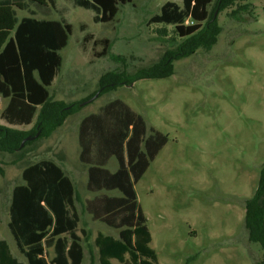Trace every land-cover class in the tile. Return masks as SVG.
Wrapping results in <instances>:
<instances>
[{
    "label": "rangeland",
    "instance_id": "obj_1",
    "mask_svg": "<svg viewBox=\"0 0 264 264\" xmlns=\"http://www.w3.org/2000/svg\"><path fill=\"white\" fill-rule=\"evenodd\" d=\"M56 1L72 34L49 88L54 102L87 99L99 90L103 76L152 67L182 42L175 27L151 24V19L167 2L182 6L183 0H133L106 24H96L94 12L75 7L72 0ZM238 6L248 7L233 14ZM214 9L215 4L210 12ZM17 14L20 20L61 19L58 11L50 17L21 10ZM216 18L222 28L218 44L176 61L172 77L121 86L70 116L51 138L14 154L0 152L5 172L0 176V240L8 241L16 255L24 258L8 224L13 190L24 183L23 170L42 160L69 161L78 194L79 234L83 237L84 229L90 235L83 243V264H100L94 245L97 234L118 237L119 232L94 222L85 211L94 195L87 190L86 166L77 162L74 138L84 116L122 100L168 138L135 187L159 264H262L264 248L249 240L245 205L258 189L264 163V0L237 1ZM103 40L111 42V55L125 64L110 55L98 56L103 45L96 42ZM7 104L0 98V126L9 127L2 120ZM36 120L14 129L31 131ZM117 168L113 159L108 169Z\"/></svg>",
    "mask_w": 264,
    "mask_h": 264
},
{
    "label": "trees",
    "instance_id": "obj_2",
    "mask_svg": "<svg viewBox=\"0 0 264 264\" xmlns=\"http://www.w3.org/2000/svg\"><path fill=\"white\" fill-rule=\"evenodd\" d=\"M133 0H72L75 7L93 11L96 24L113 22L120 7ZM240 0H183V5L167 2L151 24L173 26L182 42L169 50L159 63L129 74L110 73L100 80V88L89 98L73 104L52 101L49 88L58 76L63 58L60 54L69 43L72 28L57 9L56 0H0V98L9 100L2 120L13 126H35L31 131L0 126V152L14 154L41 139H49L65 121L81 112L89 100L121 86L141 80L170 78L175 62L198 50L211 51L219 41L222 28L216 18ZM215 4L211 13L210 7ZM238 6L233 14L246 10ZM17 10L45 17L58 11L60 20L18 18ZM189 21L190 24H186ZM103 45L99 57L110 55L115 62L125 60L110 53L111 42ZM39 108H41L39 112ZM39 112V114H38ZM168 138L150 127L145 119L122 100H114L96 114L87 116L79 127L80 161L89 167L87 190L96 194L85 203V211L94 222L119 232L118 237L99 232L94 240L100 264H159L152 248L148 220L138 201L136 185L151 163L166 146ZM118 170L111 173V159ZM5 174L0 163V176ZM24 183L13 190L9 230L23 259L8 241L0 240V264H83L84 242L90 235L81 230L77 210L78 194L74 181L55 161L42 160L23 170ZM106 193H117L110 196ZM245 225L251 243L264 248V163L258 189L246 201ZM53 252V257H51ZM264 264V260L262 262Z\"/></svg>",
    "mask_w": 264,
    "mask_h": 264
},
{
    "label": "crops",
    "instance_id": "obj_3",
    "mask_svg": "<svg viewBox=\"0 0 264 264\" xmlns=\"http://www.w3.org/2000/svg\"><path fill=\"white\" fill-rule=\"evenodd\" d=\"M4 99V98H3ZM5 100H7V99H5ZM8 103H9V100H8ZM8 105V104H7ZM7 107V106H6ZM94 113V112H93ZM93 113H90L89 115H86V116H84L82 119H81V121H80V123L82 122V120L84 119V118H86L87 116H90V115H92ZM95 114H96V112H95ZM4 121V120H3ZM80 123H79V126H78V133H77V135H76V137L74 138L75 139V141L74 142H76L75 143V152H76V159H77V162L78 163H80V164H82V165H84L81 161H80V155H81V148H80V145H79V127H80ZM7 125H9V124H7ZM31 126V125H30ZM16 127H20V126H13V125H9V128H12V129H14V128H16ZM29 127V126H28ZM26 131H29V130H26ZM65 146V145H64ZM64 146H62V147H64ZM64 149H65V147H64ZM114 159V158H113ZM113 159H111L110 160V162L113 160ZM75 162H76V160H75ZM110 162H109V164H110ZM60 167H62L63 168V170L65 171V173H66V175H68L72 180H73V176L71 175V172H72V169L70 168V164H69V161H65L64 163H58V162H56ZM118 163V162H117ZM109 164H108V166H109ZM84 166H86V168H87V170H86V174H87V182H88V178H89V175H88V170H89V167L87 166V165H84ZM108 166H107V169H108ZM118 168H119V166H118ZM118 168L115 170V171H110L109 169V171L111 172V173H116L117 172V170H118ZM103 193H105V194H108V195H110V196H118V194L116 193V195H111V193H106V192H103ZM94 195V197L96 196V194H93ZM93 197V198H94ZM93 198H91V199H93ZM89 215V214H88ZM90 216V215H89ZM91 217V216H90ZM92 219V218H91ZM106 226V225H105ZM107 227V226H106ZM109 228V227H108ZM110 229V228H109ZM107 235V234H106ZM110 236H113V235H110ZM115 237V236H114Z\"/></svg>",
    "mask_w": 264,
    "mask_h": 264
},
{
    "label": "water",
    "instance_id": "obj_4",
    "mask_svg": "<svg viewBox=\"0 0 264 264\" xmlns=\"http://www.w3.org/2000/svg\"><path fill=\"white\" fill-rule=\"evenodd\" d=\"M99 96H100L99 93L96 94V96H94V98H92V99L89 100V103H92L94 100H96L97 98H99ZM39 135H40V132L36 136H30V137L26 138L23 141L21 148H23L25 146V144H26L27 141L35 140V139H37L39 137Z\"/></svg>",
    "mask_w": 264,
    "mask_h": 264
}]
</instances>
